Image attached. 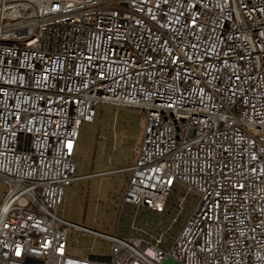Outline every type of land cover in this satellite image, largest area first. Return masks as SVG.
<instances>
[{
  "label": "built area",
  "instance_id": "obj_1",
  "mask_svg": "<svg viewBox=\"0 0 264 264\" xmlns=\"http://www.w3.org/2000/svg\"><path fill=\"white\" fill-rule=\"evenodd\" d=\"M106 106L145 115L122 208L198 197L169 247L58 215ZM0 178V264H264V0H0Z\"/></svg>",
  "mask_w": 264,
  "mask_h": 264
},
{
  "label": "rangeland",
  "instance_id": "obj_2",
  "mask_svg": "<svg viewBox=\"0 0 264 264\" xmlns=\"http://www.w3.org/2000/svg\"><path fill=\"white\" fill-rule=\"evenodd\" d=\"M144 124L145 115L139 109L99 108L94 123L83 125L74 156L77 176H95L67 186L58 215L110 236H137L140 232L132 229L134 225L152 236H162L169 247L195 209L197 195L186 194L183 189L174 191L164 209L157 212L132 206L122 208L129 173L99 175L134 164ZM6 190L7 185L0 178V201ZM110 249L111 243L105 238L76 232L70 235V255H105Z\"/></svg>",
  "mask_w": 264,
  "mask_h": 264
},
{
  "label": "crops",
  "instance_id": "obj_3",
  "mask_svg": "<svg viewBox=\"0 0 264 264\" xmlns=\"http://www.w3.org/2000/svg\"><path fill=\"white\" fill-rule=\"evenodd\" d=\"M101 173H104V172H101ZM90 175H92V174H89V175H84L83 177L90 176Z\"/></svg>",
  "mask_w": 264,
  "mask_h": 264
},
{
  "label": "trees",
  "instance_id": "obj_4",
  "mask_svg": "<svg viewBox=\"0 0 264 264\" xmlns=\"http://www.w3.org/2000/svg\"><path fill=\"white\" fill-rule=\"evenodd\" d=\"M142 111V110H141ZM143 112V111H142ZM143 114H144V112H143ZM124 120H122V122H123Z\"/></svg>",
  "mask_w": 264,
  "mask_h": 264
}]
</instances>
